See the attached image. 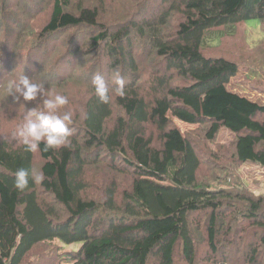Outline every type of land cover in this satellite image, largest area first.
I'll return each mask as SVG.
<instances>
[{
  "label": "trees",
  "instance_id": "trees-1",
  "mask_svg": "<svg viewBox=\"0 0 264 264\" xmlns=\"http://www.w3.org/2000/svg\"><path fill=\"white\" fill-rule=\"evenodd\" d=\"M49 1L48 17L34 28L43 0H0V30L5 18L22 24L17 9L25 4L30 17L14 36L0 33V107L15 103H2L10 79L26 75L48 88L70 81L39 74L49 65L43 60L65 63L55 56L59 47L83 77L93 60V75L84 77L90 87L75 110H61L73 117L68 146L41 144L32 153L0 136V264H26L37 246L53 241L79 244L67 253L71 264H228L230 248L264 264V196L240 184L210 185L200 172L206 158L168 117L206 126L209 141L229 130L234 139L220 155L232 167L264 168V104L227 87L236 62L201 50L207 29L248 19L263 24L264 0H138L112 22L103 17L105 0ZM117 73L125 94L112 91L100 102L93 77L114 88ZM21 167L43 180L16 190Z\"/></svg>",
  "mask_w": 264,
  "mask_h": 264
},
{
  "label": "rangeland",
  "instance_id": "rangeland-1",
  "mask_svg": "<svg viewBox=\"0 0 264 264\" xmlns=\"http://www.w3.org/2000/svg\"><path fill=\"white\" fill-rule=\"evenodd\" d=\"M135 1L138 0H105L103 17L112 22L111 20L121 18L124 14H130ZM50 10V1L43 0V5L39 13L36 14L42 21L34 22V28L43 25ZM27 12L28 7L26 4L17 9V13L21 15V18L17 19H25L22 20V24L10 22L8 25V20L5 18L4 25L7 24V26L5 25L0 33L5 30L6 35L11 36L13 34L14 36L19 27L29 21L30 17L26 16ZM69 33L71 32H65L64 36L61 35L54 39L51 45L59 47L65 41L63 37L69 35ZM201 50L206 56L223 57L236 62L238 65L237 73L230 78L227 87L253 101L264 104V23L262 24L258 19H248L233 25H221L207 29L204 33ZM65 53L66 49L59 47V51L55 56H61L65 63L60 64V60L54 63L43 60L42 65L46 63L49 65L43 66L44 71L39 70V74L46 73L47 78L52 82L62 78L66 79L71 75L70 81L58 83L56 84L57 87L48 88V90L51 94L67 96L69 103L61 110L74 111L78 102L75 99L87 92L88 87H90L89 84H86L84 77L90 78L93 75L89 66L93 64V60L84 64L88 72L83 77L82 70H71V61L74 60L73 58H67ZM51 58L49 57L50 61ZM39 68L31 66V71L35 72ZM104 79L107 80L106 77ZM71 101L72 103L75 101V103L72 104ZM9 102H11V98L8 97L7 93L3 94L2 103ZM39 107L42 108L43 105L39 104ZM29 108L28 102L24 103V101L0 107V136L11 137L15 128L22 122L25 111ZM168 117L173 126L178 128L183 136L190 138L197 146L201 156L206 158L207 162L203 163L200 172L201 177L207 176L210 185L216 188L233 189L232 186L240 184L241 188L248 189L254 196H264V168L249 163L232 167L225 155H220L222 151H226L230 147L235 136L232 132L221 128L216 137L209 141L205 136L206 126L182 122L173 116L171 112L168 113ZM218 152V159L211 160L209 158L213 153ZM210 154L212 155L210 156ZM225 165H228V169L224 171L222 169ZM251 234L248 231L246 235L249 241H251ZM78 245H62L57 241L42 243L33 250L25 262L26 264H71L67 253L76 249ZM238 254L234 248L228 249L226 256L228 264H251L249 259L247 260L241 254ZM258 259L264 260V253L259 255Z\"/></svg>",
  "mask_w": 264,
  "mask_h": 264
},
{
  "label": "clouds",
  "instance_id": "clouds-1",
  "mask_svg": "<svg viewBox=\"0 0 264 264\" xmlns=\"http://www.w3.org/2000/svg\"><path fill=\"white\" fill-rule=\"evenodd\" d=\"M113 82L115 87L110 88L103 76L97 74L93 77L91 83L100 102L108 103L112 91L120 96L125 94V81L119 73L114 76ZM6 92L16 103L38 101L35 107L25 111L22 122L13 131V143H21L26 151L32 153L37 152L41 144L45 146V150H56L69 145L73 134L70 127L73 117L71 112L61 111L69 103L67 96L51 94L47 85L34 83L32 78L26 75L19 79H10ZM39 102H42V108L39 107ZM42 180V175L21 167L15 171L14 188L24 191L30 182L39 183Z\"/></svg>",
  "mask_w": 264,
  "mask_h": 264
}]
</instances>
